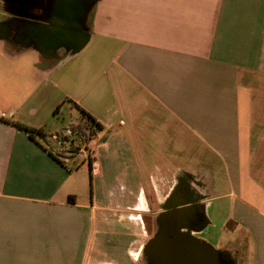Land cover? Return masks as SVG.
I'll use <instances>...</instances> for the list:
<instances>
[{
  "label": "crops",
  "instance_id": "0c3cea01",
  "mask_svg": "<svg viewBox=\"0 0 264 264\" xmlns=\"http://www.w3.org/2000/svg\"><path fill=\"white\" fill-rule=\"evenodd\" d=\"M262 84L264 0H0V264H143L147 218L187 199L220 243L199 149L252 161ZM63 106L101 126L91 163L52 145ZM245 236L229 264H264V221Z\"/></svg>",
  "mask_w": 264,
  "mask_h": 264
},
{
  "label": "rangeland",
  "instance_id": "374dc122",
  "mask_svg": "<svg viewBox=\"0 0 264 264\" xmlns=\"http://www.w3.org/2000/svg\"><path fill=\"white\" fill-rule=\"evenodd\" d=\"M101 44V39L95 37L81 54L85 55L87 53H92L97 55V53L101 52L99 51V46ZM113 54L114 51L110 50L106 52L102 58L108 60ZM261 89V91L264 92V84H262ZM69 111H71V113ZM57 113L59 117L62 116L64 123L69 124L76 122L80 111L76 107H72L69 110L63 106L57 111ZM257 117L259 116H256L255 118ZM258 121L264 124V117H259ZM262 134L263 133L261 132L255 131L254 140L250 142V144L252 143L253 151L255 153L252 161L250 163L247 161H239L233 167L229 166L233 169V172L230 173L227 171L226 164H223L213 155H211L208 148L202 147L199 149L203 156L207 155V157H205L206 162L203 163L206 164L205 166L208 170L211 169V173L207 172V175L209 176L208 179L204 178L206 175L204 168H201V173L198 174L201 176L198 181H202V184L205 187L203 189L204 196L209 198V200L217 202V204H223L222 207L224 210L222 212V219L227 215L230 217L227 219V226L221 235L220 243L213 245L218 252L219 264L229 263L233 257V254L237 250L245 251L246 232L248 230L251 232V229L254 226H257L258 224L260 225V223L264 221V217L257 214L259 211L256 210L258 208L264 210V134ZM260 138L263 140H260ZM52 145L55 149H58L55 141L52 142ZM133 149L138 159L139 150L136 147ZM150 149L151 148L146 147L143 148V151L149 153ZM160 150H163V148H160ZM147 156L149 157V154ZM74 158H76L78 162L81 163V159L79 157L74 156ZM186 159L187 162L185 160H180L177 162V164H193V160L191 161L189 158ZM194 159H197V157H194ZM139 165L141 166L142 163ZM228 204H230L229 207ZM229 208L230 210H228ZM152 219V217H148L146 222L150 235L153 232L155 233L158 228V224H153L151 221ZM231 226L235 228L232 234L229 232ZM227 241H231L232 244L227 246ZM143 264H149L144 256Z\"/></svg>",
  "mask_w": 264,
  "mask_h": 264
},
{
  "label": "water",
  "instance_id": "95a60500",
  "mask_svg": "<svg viewBox=\"0 0 264 264\" xmlns=\"http://www.w3.org/2000/svg\"><path fill=\"white\" fill-rule=\"evenodd\" d=\"M193 208L187 199L172 203L160 214L157 231L144 245V253L154 264H219L212 244L183 230Z\"/></svg>",
  "mask_w": 264,
  "mask_h": 264
},
{
  "label": "built area",
  "instance_id": "2783aa9c",
  "mask_svg": "<svg viewBox=\"0 0 264 264\" xmlns=\"http://www.w3.org/2000/svg\"><path fill=\"white\" fill-rule=\"evenodd\" d=\"M93 128L88 130L86 139L78 136L77 132L70 125L64 127L60 133L52 134L51 138L55 140L60 151L67 152L72 156H77L83 161L91 163V159L93 158L92 143L99 139L101 130L94 131Z\"/></svg>",
  "mask_w": 264,
  "mask_h": 264
},
{
  "label": "flooded vegetation",
  "instance_id": "af4514ba",
  "mask_svg": "<svg viewBox=\"0 0 264 264\" xmlns=\"http://www.w3.org/2000/svg\"><path fill=\"white\" fill-rule=\"evenodd\" d=\"M179 190L184 192V188H182V187L177 189V191H179ZM184 193L181 194L182 198L186 197V195H184ZM208 223H209V221L206 218L203 205L201 207H194L192 209L191 217H189L186 220V223H185L186 228H184L183 230L189 231L196 238H202V239H205L207 242H209L205 237H203V235H201L202 233H199V230H202L203 228H205L208 225ZM144 257L146 258V260L149 264H154V262L151 259H149V257L145 253H144ZM218 263H219V261H218ZM226 264H229V263H226Z\"/></svg>",
  "mask_w": 264,
  "mask_h": 264
},
{
  "label": "trees",
  "instance_id": "16d2710c",
  "mask_svg": "<svg viewBox=\"0 0 264 264\" xmlns=\"http://www.w3.org/2000/svg\"><path fill=\"white\" fill-rule=\"evenodd\" d=\"M80 111H81L80 119L77 122L70 124V126L73 128V130L75 132H77L78 136H80L82 139H86L87 138V134H88V130L90 128L94 127L93 129L95 131V130H100L101 126L88 113H86L83 110H80ZM17 125L22 127L24 130L29 132L31 135H33L34 133L41 134V130L40 129H36V128L30 127V126H26V125H22V124H19V123ZM57 133H60V132H57ZM50 135H52V134H50Z\"/></svg>",
  "mask_w": 264,
  "mask_h": 264
}]
</instances>
